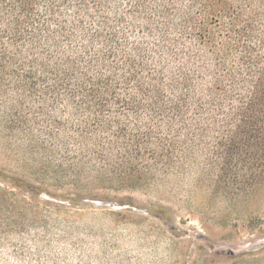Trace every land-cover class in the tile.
I'll list each match as a JSON object with an SVG mask.
<instances>
[{"label":"rangeland","instance_id":"374dc122","mask_svg":"<svg viewBox=\"0 0 264 264\" xmlns=\"http://www.w3.org/2000/svg\"><path fill=\"white\" fill-rule=\"evenodd\" d=\"M46 2L0 71V264H264V196L217 184L216 21L207 46L191 0Z\"/></svg>","mask_w":264,"mask_h":264},{"label":"trees","instance_id":"16d2710c","mask_svg":"<svg viewBox=\"0 0 264 264\" xmlns=\"http://www.w3.org/2000/svg\"><path fill=\"white\" fill-rule=\"evenodd\" d=\"M234 1L231 6L229 0H191L201 7L199 16L203 20L197 34L202 44L212 46L216 41L206 26L209 19L216 21L222 33L221 48L212 51L217 74H211L213 82L207 88L212 106L208 119L213 125L209 132L221 135L216 144L222 174L217 184L219 190L223 185L232 187L236 198L258 193L264 196V0ZM45 2L0 0V71L17 59L11 56L7 60L5 55L10 49H16L26 39L36 42ZM234 50L241 54L238 69L225 64ZM69 70L56 72L71 80L73 76L65 74ZM186 82L190 83L188 79ZM226 83L228 86H224ZM84 98L99 99L94 91L87 92ZM217 111L219 116H212ZM204 131L200 129V133Z\"/></svg>","mask_w":264,"mask_h":264}]
</instances>
